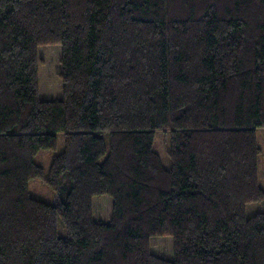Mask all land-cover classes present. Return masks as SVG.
Here are the masks:
<instances>
[{
    "label": "trees",
    "instance_id": "obj_1",
    "mask_svg": "<svg viewBox=\"0 0 264 264\" xmlns=\"http://www.w3.org/2000/svg\"><path fill=\"white\" fill-rule=\"evenodd\" d=\"M40 45L61 98H40ZM259 127L264 0H0V264H264Z\"/></svg>",
    "mask_w": 264,
    "mask_h": 264
},
{
    "label": "rangeland",
    "instance_id": "obj_2",
    "mask_svg": "<svg viewBox=\"0 0 264 264\" xmlns=\"http://www.w3.org/2000/svg\"><path fill=\"white\" fill-rule=\"evenodd\" d=\"M61 55L60 45H40L38 46V80L39 95L41 99H53L62 97V81L59 77L61 72V64L59 62ZM256 137L261 153L258 157V175L259 185L264 189V128L256 129ZM169 131L165 133L158 130L155 133L154 149L160 155L162 164L165 168L170 166L168 151L170 147ZM59 147L57 151L40 150L34 156V161L42 165L46 170L49 168L51 160L61 148V139H59ZM29 190L32 196L44 200L46 202L54 201L53 191L40 179L34 178L28 182ZM94 217L96 219L109 221L111 216L112 198L108 195L95 196L93 198ZM264 210V201L252 202L246 204V214L251 216L258 211ZM61 225L59 226L62 234ZM172 238L168 236L151 238V251L161 257L172 258L173 244Z\"/></svg>",
    "mask_w": 264,
    "mask_h": 264
}]
</instances>
